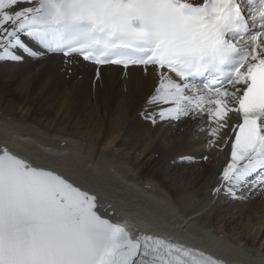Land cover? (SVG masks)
Listing matches in <instances>:
<instances>
[{"label": "snow or ice", "instance_id": "snow-or-ice-1", "mask_svg": "<svg viewBox=\"0 0 264 264\" xmlns=\"http://www.w3.org/2000/svg\"><path fill=\"white\" fill-rule=\"evenodd\" d=\"M51 56L63 57L69 73L73 57L151 66L159 83L141 118L211 120L207 143L230 147L212 195L237 199L264 186V0H0V61ZM229 113L241 122L233 126ZM109 207L55 168L0 146V264H224L132 233Z\"/></svg>", "mask_w": 264, "mask_h": 264}, {"label": "bare ground", "instance_id": "bare-ground-1", "mask_svg": "<svg viewBox=\"0 0 264 264\" xmlns=\"http://www.w3.org/2000/svg\"><path fill=\"white\" fill-rule=\"evenodd\" d=\"M73 60L71 73L61 56L30 59L23 64L0 61V76L6 81L15 80L18 93H23L25 99H29L28 92L35 84L33 95L49 103L62 94L69 101L82 99L78 119L68 125L56 117L45 124L33 120L27 124L26 113L13 100L7 105L9 112L0 110V146L6 144L22 157L55 168L82 188L97 194L105 206L111 205L108 210L114 211L115 220L131 225L132 233L139 230L178 241L224 264H264V226L261 225L264 217L248 218L238 201L234 203L232 199L219 205L218 202L230 197L209 195L230 157V147L225 151L223 143L220 146L207 143L212 139L213 122L207 119L196 123L189 120L171 124L159 122L144 131L142 138L134 137L128 144L130 150L124 155L118 150L120 139L127 137L123 135L120 121L129 122L144 110L153 88L159 83L158 73L151 66L145 71L143 66L124 69L110 64L96 66L79 57ZM85 111L90 113V120L82 118ZM229 115L233 126L241 122L236 113ZM38 127L48 131L42 129V132ZM231 133L229 128L225 139L231 137ZM179 156L196 159L191 163L174 164ZM202 156H207L208 160L202 161ZM72 160L78 164L68 162ZM126 164L133 166L131 176L137 183L142 187L151 186L162 194V223L154 220L153 213H147L146 203L135 189L118 191L115 188L113 191L103 180L95 178L98 165L116 166L118 170ZM148 165L152 167L150 170L146 169ZM198 190H201L199 194L187 196ZM241 191V195L237 193L240 203L253 192L249 186ZM200 194L207 195L204 203L197 201L196 195ZM170 203L181 206L179 215L169 217L173 218L171 224L165 218L170 212ZM202 229L208 234L221 235L222 240L235 246L257 252L261 257L256 261L231 257L225 254V247L214 246L209 239L197 240V231Z\"/></svg>", "mask_w": 264, "mask_h": 264}, {"label": "rangeland", "instance_id": "rangeland-1", "mask_svg": "<svg viewBox=\"0 0 264 264\" xmlns=\"http://www.w3.org/2000/svg\"><path fill=\"white\" fill-rule=\"evenodd\" d=\"M35 87H36V84L33 85V87H31L32 90L28 92L29 99H25L23 96V93H18L19 88H17L15 84V80L6 81L4 77L0 76V110L9 112L7 105L13 100H15L16 105L22 110H24V113H26L27 118L29 119V120L28 119L26 120V123L27 121H29L27 124L32 123V121L30 120H33L34 122L41 121L43 124H45V123H48L52 117H56V118H60L63 123H66L68 125L72 121L78 119L79 112H80L79 103L82 99L74 98L72 101H69V99H66L65 95L62 94L58 96V98L55 99L53 103H49L48 101L42 100L41 97H37L33 95L32 92L34 91ZM76 102L77 104L75 105ZM59 116L65 117V118H61ZM82 118H85V119L87 118V120H90L91 115L89 112L85 111L83 112ZM120 123L123 125V135H127V137L121 138L118 143V147H119L118 150H120L124 155L126 154L127 151L130 150V147L128 146V144L134 137L142 138L144 131H147L148 128H152V126L159 124V122H157L154 125L150 123L149 121H145L144 119L141 118L140 115L136 117L135 119L130 120L129 122L120 121ZM39 129H41L42 132L48 131L47 128L45 127H41ZM68 162L78 164L76 160H72ZM98 168L99 169L96 172L97 175L95 178L99 180H103L105 184H107L111 188L110 190H113L115 188H117L118 191L135 189L137 192H139L140 194L139 197L142 198L144 202L146 203L144 205L146 206L145 209H147L148 211L146 212L148 214L153 213V216L155 217L154 220L162 223V220H161L162 219L161 217L162 216V211H161L162 210V194L151 186L142 187L141 184L137 183V180H135L131 176V171L133 170V166L129 164L122 165L118 170L116 169V166L105 167L102 165H98ZM151 168L152 167L149 165L146 166L147 170H150ZM89 174L91 175V172ZM195 192L199 194L201 190L193 191L190 194H187V196L191 197L192 195H194ZM241 192L242 191H240L238 194L241 195ZM210 194L212 193L210 192L209 195ZM206 196H207L206 194L196 195L197 201L199 203H204L206 201ZM230 198H225L221 200L220 202H218V204L224 205L225 203H227V201L233 199V198L231 199ZM237 201L239 204L243 206V209H244L243 213L246 217L248 218L264 217V186L254 189L253 192L249 194L247 199L244 200L242 203L239 202L240 201L239 198L234 199L232 202L237 203ZM187 202L188 201H186V203ZM190 205H192V202L190 203ZM154 209L155 210L157 209V210L155 211ZM180 209H181V206H179V203H176V204L173 203L171 206L170 212L166 215L165 218L169 219L170 216L175 217L174 215H179ZM183 209L185 208L183 207ZM154 212H157V213L154 214ZM172 221H173V218H170L169 224H171ZM261 225L264 226V220L261 222ZM252 231H254V229ZM196 238L197 240H202V241H207L209 239L212 245L225 247L226 248L225 254H228L231 257L233 256L245 257L250 261H256L260 259L261 257V255H259V253L257 252L251 251L249 249H244L243 247H240V246H235L231 242H226L225 240H222L223 237L221 235H214L213 233L208 234L204 229L197 231ZM263 245H264V239L262 241V246ZM222 254L224 255V253ZM224 256L226 257V255Z\"/></svg>", "mask_w": 264, "mask_h": 264}, {"label": "water", "instance_id": "water-1", "mask_svg": "<svg viewBox=\"0 0 264 264\" xmlns=\"http://www.w3.org/2000/svg\"><path fill=\"white\" fill-rule=\"evenodd\" d=\"M1 146H3V145H1ZM110 213L112 212V210L111 209H109L108 210ZM114 222H116V223H119V224H121L122 226H124L126 229H128L122 222H120V221H117V220H115L114 219ZM129 230V229H128Z\"/></svg>", "mask_w": 264, "mask_h": 264}]
</instances>
